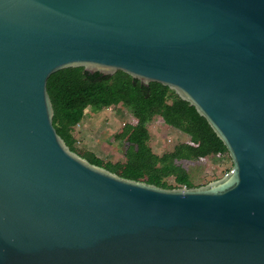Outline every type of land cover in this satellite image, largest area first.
I'll return each mask as SVG.
<instances>
[{"label":"water","instance_id":"water-1","mask_svg":"<svg viewBox=\"0 0 264 264\" xmlns=\"http://www.w3.org/2000/svg\"><path fill=\"white\" fill-rule=\"evenodd\" d=\"M75 66L173 89L232 169L167 188L72 151L47 80ZM0 264H264V0H0Z\"/></svg>","mask_w":264,"mask_h":264},{"label":"trees","instance_id":"trees-1","mask_svg":"<svg viewBox=\"0 0 264 264\" xmlns=\"http://www.w3.org/2000/svg\"><path fill=\"white\" fill-rule=\"evenodd\" d=\"M47 90L54 109L53 125L66 145L91 163L122 177L167 188L199 186L190 180L181 161H209L229 156L222 140L195 106L159 82L144 83L121 70L105 74L75 66L52 73ZM118 101L132 114L131 120L112 136L115 141L127 143L125 161L104 160L75 148V126L85 110L98 111ZM152 117L186 134L187 140L161 155L154 153L148 145L150 136L146 127ZM169 176L174 177L175 185L167 184L165 179Z\"/></svg>","mask_w":264,"mask_h":264},{"label":"rangeland","instance_id":"rangeland-1","mask_svg":"<svg viewBox=\"0 0 264 264\" xmlns=\"http://www.w3.org/2000/svg\"><path fill=\"white\" fill-rule=\"evenodd\" d=\"M171 100L172 98L168 102ZM131 118L132 114L129 109L119 101L94 112L87 108L81 121L75 126L74 147L92 152L104 160L125 161L127 143L121 140L115 141L112 136L120 126L129 122ZM146 127L150 136L148 145L158 155L171 151L174 145L187 140L186 134L158 121L156 117L150 118ZM181 164L195 185L220 179L232 169L231 158L227 155L209 161L182 160ZM165 180L167 184L175 185L173 176H169Z\"/></svg>","mask_w":264,"mask_h":264}]
</instances>
